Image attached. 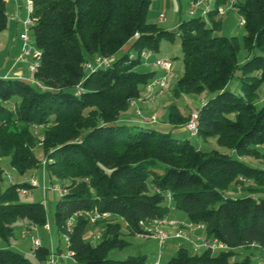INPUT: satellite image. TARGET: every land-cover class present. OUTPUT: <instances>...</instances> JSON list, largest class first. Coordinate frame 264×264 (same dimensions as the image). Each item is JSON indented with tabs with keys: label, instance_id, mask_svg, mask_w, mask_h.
Instances as JSON below:
<instances>
[{
	"label": "trees",
	"instance_id": "trees-1",
	"mask_svg": "<svg viewBox=\"0 0 264 264\" xmlns=\"http://www.w3.org/2000/svg\"><path fill=\"white\" fill-rule=\"evenodd\" d=\"M151 1L32 0L30 32L41 57L35 82L0 77V156L9 157L21 174L42 166L62 183L66 192L54 210L61 236L77 212L108 214L95 223L76 217L68 232L72 259L61 264H153L145 254L108 255L129 245L123 224L137 235L141 221L169 217L173 209L193 224H205L207 239L227 248L191 252L181 247L167 264H253L250 255L235 256L238 248L264 247V198L255 197L264 194V168L243 160L264 158V104L256 107L264 84V0L236 2L245 28L243 46L249 54L260 52L242 63L237 38L218 33L217 7L230 0H215L208 18L181 19L175 30L147 21ZM7 24L6 1L0 0V32ZM177 36L184 67L175 92L205 95L197 108L198 135L215 137L232 153L205 151L172 131L121 121L158 75L137 70L143 53L150 60L162 40L174 42ZM127 44L129 50L120 55ZM98 56L110 63L87 68ZM237 70L241 94L227 89ZM188 116L174 111L169 121L185 125ZM20 187L30 188L27 181L13 183L0 194V238L7 243L0 247V264H35L11 247L15 226L48 222L45 203L21 201ZM230 188L243 195L227 196ZM90 226L103 230L95 244L85 239ZM34 253L40 262L51 254L43 245Z\"/></svg>",
	"mask_w": 264,
	"mask_h": 264
},
{
	"label": "rangeland",
	"instance_id": "rangeland-1",
	"mask_svg": "<svg viewBox=\"0 0 264 264\" xmlns=\"http://www.w3.org/2000/svg\"><path fill=\"white\" fill-rule=\"evenodd\" d=\"M22 1L25 3V7H26L28 0H22ZM191 1L192 0H152L149 6V9H148V13H147V21L150 23L158 24L161 27L167 28V27H171L175 25L176 23H178L180 21L179 20L180 18L187 19L194 15L202 16L200 11L192 12V13L190 12L191 11V8H190ZM195 1H198V0H195ZM199 1L201 2L203 1L204 5L210 4L213 7V9L216 8L215 0H199ZM232 1H234V8L231 7ZM237 1L238 3H242L244 0H230L229 3L220 5L217 7V10H219L221 6L223 7V9H225L224 13L221 11H218L219 16H221L220 28L218 30V33L221 35H226L231 38L232 37L237 38V40L241 44L238 57H239L240 63H242L247 57H252L255 54H259L260 52L258 50H255L254 52H251V54H249L248 51L243 46V36L245 35V28H244L243 23H241L242 16L238 12V9L236 6ZM27 16H28V12L26 10L24 20L27 18ZM208 16L209 15H207V18ZM161 17H164V20H162ZM21 31L22 32L24 31V27L21 29ZM31 44L35 45L32 34H31ZM128 47L129 46L124 47L119 54L121 55V54H124L126 51H128L129 50ZM158 57H164V58L172 60V72L168 75V83L165 88V91L163 93L157 94V96H155V98L152 101L148 102V103L158 104L162 107L161 113L154 112L153 114L157 115L158 123L159 122L166 123L168 121L171 108L176 107L184 114H188L189 112L188 117H190V114L192 112L190 110L192 109L197 110V108L200 107L201 100L202 98L205 97V95L204 94L192 95V94H185V93L177 94L175 92V89L177 87V80L181 76L183 72V67H184L183 59H182L181 44H180V40L178 36L174 42H170L168 40H162L160 52L158 54L151 55L150 60L148 62L142 59L143 63L137 67V70L140 72H148V71L155 70L156 68L153 67L152 62ZM89 60L92 61V59H89ZM240 75H241L240 70H237L234 78L230 81V83L227 86V89L233 91L236 94L242 93L241 83L239 80ZM146 88H145L144 93L147 92ZM263 104H264V84L260 87V90H259V98L256 101L257 109L262 107ZM195 105L198 107H196ZM130 108L128 111H130ZM135 113H136V110H135ZM179 138L188 139L197 148L203 149L205 151L217 149L224 153H232L230 149L220 146L217 143V140L215 137L203 139L199 135L191 136L190 133L186 130V133L180 134ZM35 153L38 159L43 163L45 160V155H44L42 147L37 146V148L35 149ZM243 160L246 161L251 166L264 168V158L258 159V158H252V157H243ZM0 166L3 169V180L0 182V194L11 184L21 183V182H24V180L28 182V179L30 178V176L37 175L39 179V185L36 187L28 188V193H25V194L20 193V200L23 202H32V201L44 202L47 207L48 218L50 219L51 215L54 214L55 205H56V202L60 199V196L55 191H52V194L54 197L53 199L51 198L47 201L44 198L45 194L43 193L44 183L46 184V186L48 185L49 187L53 184L62 185V183L59 180L52 178L48 172H45L46 170H44L42 166L36 169L35 174H34V171H29L25 174H21L12 166L10 162V158L7 156H0ZM10 175L12 176V180H10L9 178ZM43 177H45L44 178L45 181L43 180ZM226 195L227 196H240L243 194L239 192L237 193L232 188H230L226 192ZM255 197L264 198V194H257ZM182 213L185 214L184 212ZM21 226H22L21 221H18L15 226V237L11 239L12 242L22 240ZM99 230L101 229L91 228L90 226L87 229V232L85 234V239L95 244L96 242L100 240V238L94 237V234H96ZM122 230L124 232V238L129 241V245H127L123 249L111 250L108 255L109 258L125 259L130 255H137L138 253L144 252L147 255L148 262L153 263L154 260L157 258L158 252L160 250L162 252L161 254L162 264H167L169 259L172 257L171 252L165 246L163 248H160V246L158 245L156 241H153L148 238L147 240L146 239L144 240V238L139 237L138 235L136 236V235L130 234L125 224H123ZM0 240L2 243L7 245L5 241H3L2 239ZM63 243L65 244V241H63ZM27 246H28L27 248L30 249L29 243L27 244ZM201 249L203 248L201 247ZM237 252L238 254L235 256V259H242L243 257L250 255L252 258L253 264H256V263L258 264L257 258L259 256L260 250L257 247H249V248L242 247V248H238ZM25 255L32 262L34 263L36 262V260L30 254L27 253Z\"/></svg>",
	"mask_w": 264,
	"mask_h": 264
},
{
	"label": "built area",
	"instance_id": "built-area-1",
	"mask_svg": "<svg viewBox=\"0 0 264 264\" xmlns=\"http://www.w3.org/2000/svg\"><path fill=\"white\" fill-rule=\"evenodd\" d=\"M231 7L234 8V1L231 3ZM191 13L192 12H201V14L205 17L210 14V12L213 10V7L210 4L204 5L203 1H195L192 0L190 4ZM26 10L28 12V16L25 20H23V27L24 31L20 34V38L23 42L21 52L17 58L18 61L26 62L28 64L31 77L29 79L30 82H35L34 80V74L37 71L40 57H41V51L35 46L31 44V32L30 27L33 23V18L31 16L33 10H34V4L32 0H28V3L26 5ZM218 11L225 12V9L221 6ZM14 16H17L15 14ZM162 20H164V17H161ZM243 23V19L241 21ZM143 58L146 62L149 61V54L143 53ZM110 63V59L106 57L98 56L94 59V62H88L86 64V67L89 69L100 67L102 65H108ZM152 64L160 69V74H158L155 78H153L148 84H147V94H144L142 97L134 99L131 101V106L135 108L136 115L141 119V121L144 124H157L158 123V117L156 114L152 115H145L143 113V106L144 104H147L148 102L152 101L157 94L163 93L165 91V88L168 83V75L172 72V60L164 58V57H158L156 58ZM205 103V100L202 99L200 105L202 106ZM186 130L190 133L191 136H197L199 133V115L197 110H194L191 112L190 117L186 124L184 125ZM10 180H12V176H9ZM28 184L30 187H36L39 184L38 178L36 176H31L28 179ZM29 187H20L18 191L20 193H28ZM52 191H55L59 196L64 195L66 192V189L64 186L57 184V185H51L48 187ZM168 200H171L172 196L171 193H167ZM77 216H85L87 217L91 223L97 222V220L107 217V213H100L98 211H89L84 210L75 213L73 216H71L67 220V231L71 232L72 228L74 226V223L76 221ZM142 231L138 233L137 235L142 238H148L155 240L160 248H163L169 238L171 236L190 241L193 245V249L195 251H199L202 248H209L213 251L219 250V249H226L227 246L218 241L217 239H207L200 241L199 238L193 239L191 237V234L193 235V231L195 228H201L206 230V225L203 223L198 224H186L181 221H177L174 219H171L169 217L164 218H156L152 220H145L140 222ZM48 228V223L44 226ZM40 225L37 223H31L26 224L21 229V236L22 238H27L30 240L32 247L34 250L39 249L42 247V239L39 235ZM169 228L174 229V233L171 234L169 232ZM65 233L63 235V239L66 243L67 247V253L66 256H71L72 252L69 249V234ZM103 230H99L94 237L100 238L102 236ZM260 250V257L258 264H264V247H258ZM161 250L158 252L157 258L154 260L153 264H162L161 263ZM61 257H64V255L57 256L54 253H51L45 260L41 262V264H61Z\"/></svg>",
	"mask_w": 264,
	"mask_h": 264
},
{
	"label": "crops",
	"instance_id": "crops-1",
	"mask_svg": "<svg viewBox=\"0 0 264 264\" xmlns=\"http://www.w3.org/2000/svg\"><path fill=\"white\" fill-rule=\"evenodd\" d=\"M7 5V16H8V24L6 29H4L2 32H0V77L4 78H19L23 80L29 81L31 77V73L28 67V64L26 62L18 61L17 58L21 52L22 49V40L20 38V34L22 33L21 29L23 28V20L25 18L26 13V7L25 3L22 0H5ZM17 14V16H14ZM181 20V18L179 19ZM161 21V20H160ZM166 21V19H165ZM179 22L171 27H167V29L175 30L178 26ZM129 46L128 44L124 47ZM129 49V47H128ZM156 69L153 71H156L157 74H160V69L153 65ZM146 93V92H145ZM144 93V94H145ZM143 94V95H144ZM196 106V105H195ZM198 107V106H196ZM135 108L131 106L130 111H127L121 118V121L128 124H138V125H146L148 127H154L161 131H172V133L179 138L180 134L186 133V128L184 125H174L169 121L166 123H157L154 125L151 124H144L141 119L136 115ZM179 111L178 108L173 107L170 110L171 112ZM190 111H194L193 109ZM143 112L145 115H152L154 112L161 113L162 107L155 103H148L143 105ZM184 114V113H183ZM185 115H189L185 114ZM45 170V169H44ZM46 172V171H45ZM36 173V170L34 171V174ZM33 176V175H32ZM31 177V176H30ZM37 177V175H36ZM38 178V177H37ZM45 177H43V180ZM27 180V179H26ZM25 181V180H24ZM39 181V179H38ZM39 185V184H38ZM49 186L44 183V198L48 201L49 199H53L52 190L48 188ZM51 201V200H50ZM169 218L181 221L183 223L193 224L185 214H183L181 211L173 209L171 214L169 215ZM48 228L41 227L39 230V235L42 239V245L49 248L51 253H54L57 256L64 255V257H61V260L64 263L70 262L72 257L66 256L67 253V247L66 243H63V236L58 231V227L56 225L55 216L54 214L51 215L50 219L48 218ZM21 228L25 225L24 221H21ZM169 232L171 234L174 233L173 228H169ZM137 236V235H136ZM191 237L193 239L199 238L200 241L207 238V232L205 229L201 228H195L193 231V235L191 234ZM22 238V237H21ZM1 239V238H0ZM147 240V238H144V240ZM152 240V239H151ZM155 241V240H153ZM29 243L30 249H28L27 244ZM0 246L6 247L4 243L0 240ZM11 247L24 253V254H30L35 260V264H41V262L36 258L34 249L32 247V244L30 240L27 238H22L21 241L12 242L11 241ZM165 247L171 252L172 256L176 254L177 250L181 247H186L189 250H192L193 252H196L193 249V245L190 241L179 239L176 237L171 236L165 244ZM257 247V246H253ZM258 248V247H257ZM204 249V248H203ZM200 249L199 251L203 250ZM197 251V252H199ZM138 254H145L144 252L138 253ZM259 256L257 259L260 257ZM147 256V255H146ZM259 261V260H258ZM257 261V262H258ZM257 264V263H256Z\"/></svg>",
	"mask_w": 264,
	"mask_h": 264
}]
</instances>
